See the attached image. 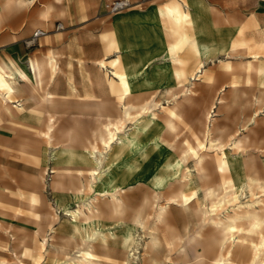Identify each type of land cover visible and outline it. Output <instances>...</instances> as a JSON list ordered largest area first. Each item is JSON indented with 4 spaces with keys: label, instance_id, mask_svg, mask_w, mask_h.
<instances>
[{
    "label": "rangeland",
    "instance_id": "obj_1",
    "mask_svg": "<svg viewBox=\"0 0 264 264\" xmlns=\"http://www.w3.org/2000/svg\"><path fill=\"white\" fill-rule=\"evenodd\" d=\"M113 1L115 0L0 1V63L10 69L9 63L16 60L29 72V59L41 61L44 57L52 56L57 65L54 75L51 76V70L47 73L52 82L51 101L42 98L43 90H40L35 112L30 109L26 112L17 110L12 117L0 108V224L4 228L8 227L0 231V264H21V261L33 264L34 258L40 253L38 245L41 235H35L36 231L40 223L43 231L47 230L51 213L56 212L58 215L54 230L59 235L69 232L66 230L69 216L55 204L50 183L54 174H60L58 177L67 181V185L59 187L56 194L67 197L77 191L68 183L76 179V175L63 171V163L60 167L63 172H59L54 164L57 165L59 155L64 157L65 154L61 155V148L56 145L47 147L39 136V131L43 130L47 117L52 115L57 138L70 135L77 136L78 140L79 135L90 128L98 113L101 114V119L106 116L116 118L119 107L115 104L116 96L110 88V80H115L110 60L117 56L127 69L135 71V74L129 76L133 86L150 82V91L158 93L156 99L159 106L154 108L156 118H152L147 128L137 130L136 123L139 121L126 124L125 135L135 132V139L119 157L109 158L106 152L99 153L102 162L97 189L142 184L141 186L146 185L150 190H163L165 184H159L157 177L178 176V167L183 169L186 165L181 159L183 151L200 142L205 115L216 105L217 115L214 116L213 123L229 133L237 129L243 131L242 119L248 115L250 121L247 125L251 129L244 131L250 140L247 149L253 156L264 160V105L259 108L254 103L259 89L264 87V0H130L129 6L119 11V14L112 13L107 8V4ZM2 4L5 8L1 7ZM164 5L181 7L188 14L187 21L175 26L158 11V7ZM47 6H52V11L48 19L43 20L40 12ZM37 29L50 32L29 45L28 41L33 39ZM193 41L205 46L202 56L196 55ZM112 42L118 47L111 48ZM173 42L179 44L177 56L181 62L178 63L173 62L168 50L169 44ZM254 53L259 56L260 71L242 65V61L246 63L252 60ZM99 59H105L107 69H100L95 64ZM199 60L204 61V71L200 80L193 81L192 94L185 99L173 72L181 69L189 78L196 71ZM231 82L237 84V92L230 86ZM184 84L188 85L189 80ZM173 85L179 96L180 106L174 119L176 129L169 132L165 127V109L168 104H172V100L163 91ZM222 87H225L224 91H221ZM235 93L244 95V99L250 101L251 106L245 112L243 106H231ZM222 96L224 102L218 103L217 99ZM10 98L14 103L19 99L18 96ZM95 106H99L101 111L90 109ZM169 144H173V147ZM226 152L227 178L238 185L245 179L247 166L243 163L240 151L227 149ZM193 160L190 155L187 164L196 179ZM168 163L173 167L170 173L166 171ZM46 168L44 189L37 185V178ZM84 177L86 176L82 179ZM134 191L139 194L136 189ZM198 194L199 199L204 198L202 190ZM33 196L41 200L34 210L31 208ZM241 198L248 199L245 194ZM69 207L72 209L75 204L72 203ZM39 211L43 212V217H48L45 222L37 220L36 214ZM177 225L180 227L182 223H174L175 227ZM95 228L121 238L120 229L114 225ZM9 232L14 233L17 240L13 241ZM135 236L139 241L138 245H124L120 240L108 238L106 247L113 260L107 264H122V254L130 249L136 256H141L142 244L147 235L139 230ZM35 237L37 241H34ZM48 237L51 239L50 235ZM52 243L55 245L56 241L50 240L48 248L51 251L58 250L57 264H64L63 253H74L77 257L80 254L79 247L64 248L60 245L51 246ZM15 245L19 248L16 249L17 252L23 250L18 257L14 253ZM206 245L203 243L197 249L205 258L202 264H209L214 256V252L208 250ZM189 254L191 256V250ZM160 256L165 259L166 264H188L192 261H189L190 256L185 260L175 248L168 252L164 246L160 250ZM51 260L45 259L44 262L53 264ZM235 260L243 264L249 258L235 255ZM132 264H140V261L134 260Z\"/></svg>",
    "mask_w": 264,
    "mask_h": 264
},
{
    "label": "bare ground",
    "instance_id": "obj_2",
    "mask_svg": "<svg viewBox=\"0 0 264 264\" xmlns=\"http://www.w3.org/2000/svg\"><path fill=\"white\" fill-rule=\"evenodd\" d=\"M1 7L5 8V5L2 4ZM51 11L52 6H47L40 12L41 18L47 20ZM158 11L162 16L171 20L175 26L187 21L188 18V14L183 12L178 5L160 6ZM49 32V30L44 31L46 35ZM34 42V39L28 41L29 45ZM178 46L177 42L170 43L168 46L174 63L181 62L177 56ZM193 46L196 55L202 56L205 46H200L195 41H193ZM110 47L117 48L118 46L112 42ZM251 58L252 60L246 62L247 64L242 61V65H248L260 71L259 56L254 53ZM95 64L100 69H107L105 59H99ZM9 65L10 69L0 63V108L12 117L16 115L17 110L26 112L30 109L31 112H35L40 90H43L42 98L47 101L52 100L50 91L52 82L50 75L47 74L48 70H51L52 76L57 69L52 56L44 57L41 61L29 59V72L32 76L16 60L11 61ZM110 65L115 78V80H110V88L116 96L115 104L119 107V114L116 118L106 116L105 119H101V114L98 113L90 128L83 131L78 140H76L77 136L70 135H66V138L65 136L57 138L52 115L47 117L43 130L39 131V136L47 147L56 145L61 148V155L65 154L64 157L60 155L57 157V165L54 164V166L59 168V172L65 171L76 175V179L68 183L77 191L67 197L56 194L59 187L67 185V181L58 177L60 174L52 176L54 178L50 186L53 190L55 204L63 208L69 216V225L66 227L69 232L59 235L58 231L54 230L58 215L56 212L51 213L47 230L43 231L42 223H40L36 231L35 235H41V242L38 245L40 253L34 258L33 264H46L47 262L44 261L49 258L52 259L53 264L58 263L59 252L48 248L50 240L56 241V244L52 243L51 246L79 247L78 257L74 256V253H63L64 264H107L113 260L108 255L106 247L108 238H113L114 241L120 240L124 245H138L139 241L135 233L139 230L147 235L142 244L141 256H136L130 249L122 254V264H132L134 260H139L140 264H166L165 259L160 256L163 246L168 252L175 248L185 260L189 258L191 250L189 261H192L188 264H202L205 258L198 253L197 249L203 243L207 244L208 250L214 252L209 264H239L235 260V255L249 258V261L243 264H264V160L253 156L247 149V144L250 146V140L249 135L244 131L251 129L247 125L250 121L248 115L242 119L243 131L237 129L229 133L228 130L213 123L214 116L217 115L215 109L217 105L214 106V109L205 115L203 136L200 142L183 151L181 159L186 165L183 169L178 167V176L164 177L161 175L157 177L159 184H165L163 190H150L146 185L141 186L142 184L97 189L101 179L100 164L102 162L99 153L106 152L109 158L119 157L126 146L135 139V132L125 135L126 124L139 121L136 123L137 130L147 128L152 118H156L157 113L154 108L159 106V101L156 99L158 93L153 89L150 91V82H143L136 86L131 84L129 76L135 74V71L127 69L119 56L111 59ZM204 67V61L199 60L196 71L189 78L183 70H174L173 77L176 84L181 86L185 99L191 96L193 81L200 80L199 77ZM262 74L264 77V69H262ZM47 76L48 80L45 82ZM187 79L189 84L185 85ZM230 84L234 92H237V84L235 82ZM224 90L225 87H222L221 91ZM163 93L169 100H172V104H168L165 109V127L167 131L172 132L176 129L174 119L180 106L179 96L174 85L167 87ZM10 96H18L19 99L14 103ZM244 98V95L240 96L235 93L231 106H243L245 112L250 108L251 103ZM217 100L218 103L224 102L223 96ZM254 103L259 108L264 105V87L259 89ZM160 108L164 109L161 106ZM90 109L101 111L99 106ZM169 145L173 147V144ZM227 149L240 151L243 163L247 166L245 179L238 185L227 178ZM190 155L194 158L196 179L187 164ZM61 165L63 171L60 169ZM172 168L168 163L166 171L170 173ZM46 170L47 168L37 178V185L43 186L44 189L46 188L44 178ZM54 173H56L55 170ZM83 176L86 177L82 179ZM135 189L139 194L135 193ZM199 190L203 191L202 200L199 199ZM242 194H245L248 199L242 200ZM39 201H41L40 198L33 196L31 201L33 210L36 209ZM72 203L75 207L71 209L69 205ZM49 206L51 207V204ZM42 214V211L37 212V220L45 222L48 217H43ZM179 222L182 225L175 227L174 223ZM113 225L120 229V239L115 237L114 233L106 234L95 228L96 226L112 227ZM7 228L0 224V231ZM48 231H50L49 234H47ZM9 233L13 241L17 240L14 233ZM35 240L37 241L36 237ZM16 249H19L18 246L14 249L16 256L23 252V250L17 252ZM27 250L30 251V249ZM21 264L24 263L21 261Z\"/></svg>",
    "mask_w": 264,
    "mask_h": 264
},
{
    "label": "built area",
    "instance_id": "obj_3",
    "mask_svg": "<svg viewBox=\"0 0 264 264\" xmlns=\"http://www.w3.org/2000/svg\"><path fill=\"white\" fill-rule=\"evenodd\" d=\"M129 4H130V0H115L110 4H107V8L112 13H118L125 7L129 6ZM43 35H45L44 31L42 29H37L33 34V39L37 41Z\"/></svg>",
    "mask_w": 264,
    "mask_h": 264
},
{
    "label": "crops",
    "instance_id": "obj_4",
    "mask_svg": "<svg viewBox=\"0 0 264 264\" xmlns=\"http://www.w3.org/2000/svg\"><path fill=\"white\" fill-rule=\"evenodd\" d=\"M54 1H61V0H54ZM63 1V0H62ZM56 5L58 4V3H55Z\"/></svg>",
    "mask_w": 264,
    "mask_h": 264
}]
</instances>
